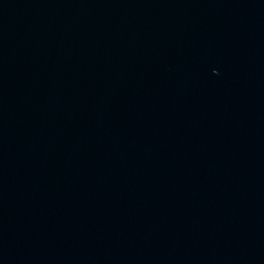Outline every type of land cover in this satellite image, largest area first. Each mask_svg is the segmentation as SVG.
Here are the masks:
<instances>
[{"label":"water","instance_id":"95a60500","mask_svg":"<svg viewBox=\"0 0 264 264\" xmlns=\"http://www.w3.org/2000/svg\"><path fill=\"white\" fill-rule=\"evenodd\" d=\"M0 264H264V0H0Z\"/></svg>","mask_w":264,"mask_h":264}]
</instances>
